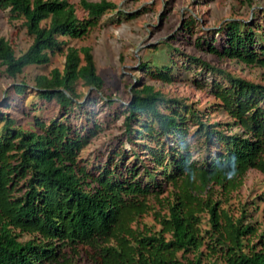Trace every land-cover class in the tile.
I'll list each match as a JSON object with an SVG mask.
<instances>
[{"label":"trees","instance_id":"16d2710c","mask_svg":"<svg viewBox=\"0 0 264 264\" xmlns=\"http://www.w3.org/2000/svg\"><path fill=\"white\" fill-rule=\"evenodd\" d=\"M79 4L86 11L82 17L69 0H0V8L23 17L32 36L17 54L0 34V65L7 75L16 76L28 64L47 63L51 53L65 48L61 69L53 66L34 76L39 98L54 100L61 109L81 106L75 90L78 79L96 88L103 84L90 46L67 45L60 35H83L116 3L79 0ZM263 22L264 15L261 22L231 18L216 31L222 44L214 45L217 36L208 44L212 52L260 65L263 82L196 56L186 59L185 67L200 65L202 72L212 73L215 103L230 117L224 126L202 119L187 103L166 97L150 83L131 88V98L116 113L124 114L127 139H144L142 148L150 164L142 160L139 174L136 164L121 168L107 162L96 169L79 157L98 126L88 109H82L81 125L68 115L48 120L34 115L27 127L1 112L0 264H73L63 247L78 244L87 246L94 264H201L202 257H215L210 264H264V241L258 248L249 243L254 227L244 221L245 213L233 216L220 205L221 197L241 183L248 168L264 175ZM189 26L184 22L183 28ZM144 65L155 78H174L170 63ZM25 88L24 82L12 83L8 102L16 100L14 95L22 96ZM213 184L222 196L213 197ZM164 191L166 212H154L159 227L134 223L150 208L149 197L161 201ZM202 210L208 213L205 228ZM23 233L30 236L24 238Z\"/></svg>","mask_w":264,"mask_h":264},{"label":"rangeland","instance_id":"374dc122","mask_svg":"<svg viewBox=\"0 0 264 264\" xmlns=\"http://www.w3.org/2000/svg\"><path fill=\"white\" fill-rule=\"evenodd\" d=\"M69 1L73 2L79 17L86 14L79 0ZM113 1L116 7L104 12L83 35H60L67 45L90 46L96 71L103 78L100 88L86 85L78 79L75 90L81 106L74 105L66 109H61L54 100L39 98L34 87V76L38 73H48L53 66L61 69L64 48L62 52L51 53L47 63L24 66L16 76L7 75L0 65V113L16 117L23 127L28 126L34 115L45 120L68 115L71 121L81 125L82 109H88L98 126L81 148L79 157L83 162L86 161L88 166L93 165L96 169H100L107 162L112 165L116 163L121 168L136 164V172L139 174L143 170V161L150 164L142 148L144 139H127L123 132L124 114L116 113L121 111L131 98V88L150 83L166 97H175L187 103L202 119L209 122L220 121L221 126H224L223 122L230 117L215 103L217 99L210 90L212 73L202 72L200 65L189 64L190 67H185L186 63L188 64L186 59L196 56L234 75L263 82L260 65L212 52L208 49V44L212 36H217L213 41L214 45L219 47L222 44L221 33L216 31L226 20L237 18L261 22L264 0ZM119 10L133 15L127 17ZM186 21L190 23L188 29L183 28ZM0 34L8 39L17 54L32 40V36L26 31L23 17L11 16L7 8H0ZM143 63H149L151 67L170 63L174 78L169 81L155 78L145 69ZM216 78L223 81L219 75ZM15 82H24L26 88L22 96L13 94L16 100L10 104V87ZM108 98L113 102L110 103ZM194 127L193 124L190 126L191 129ZM193 154H197V151L194 150ZM166 185L168 187V184ZM220 191L219 186L213 184L214 198L222 196ZM165 194L166 191L159 194L161 201L155 196H150V208L134 223L139 226L146 223L152 228H158L154 212H166V202L163 198ZM221 199L220 205L233 216L245 213L244 221L251 222L254 227L248 241L258 248L264 241V236L261 235L264 228V175L261 171L254 167L248 168L241 183L232 189L227 197L222 196ZM200 215L201 226L208 227L207 211L202 210ZM28 236L30 234L22 235L24 238ZM86 248L87 246L82 244L73 247L65 245L63 250L73 264H94L89 259ZM214 259L215 257H202L201 264H210Z\"/></svg>","mask_w":264,"mask_h":264}]
</instances>
